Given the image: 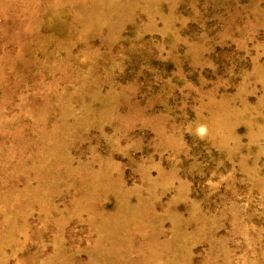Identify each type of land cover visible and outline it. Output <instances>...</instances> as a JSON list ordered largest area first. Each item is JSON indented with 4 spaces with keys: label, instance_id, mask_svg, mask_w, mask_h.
Returning a JSON list of instances; mask_svg holds the SVG:
<instances>
[{
    "label": "rangeland",
    "instance_id": "374dc122",
    "mask_svg": "<svg viewBox=\"0 0 264 264\" xmlns=\"http://www.w3.org/2000/svg\"><path fill=\"white\" fill-rule=\"evenodd\" d=\"M0 264H264V0H0Z\"/></svg>",
    "mask_w": 264,
    "mask_h": 264
}]
</instances>
